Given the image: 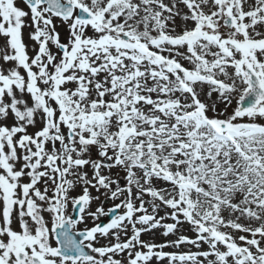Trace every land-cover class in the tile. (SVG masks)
Wrapping results in <instances>:
<instances>
[{
  "label": "snow or ice",
  "instance_id": "6c2138e0",
  "mask_svg": "<svg viewBox=\"0 0 264 264\" xmlns=\"http://www.w3.org/2000/svg\"><path fill=\"white\" fill-rule=\"evenodd\" d=\"M0 264H264V0H0Z\"/></svg>",
  "mask_w": 264,
  "mask_h": 264
},
{
  "label": "rangeland",
  "instance_id": "374dc122",
  "mask_svg": "<svg viewBox=\"0 0 264 264\" xmlns=\"http://www.w3.org/2000/svg\"><path fill=\"white\" fill-rule=\"evenodd\" d=\"M184 232H186V229L184 230ZM190 233V232H189ZM190 235H191V233H190ZM182 250H184V248H182V249H178V251H182Z\"/></svg>",
  "mask_w": 264,
  "mask_h": 264
}]
</instances>
